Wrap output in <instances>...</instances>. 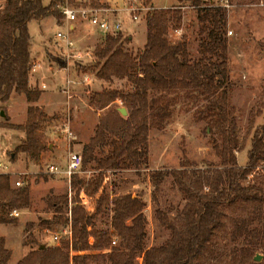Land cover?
Instances as JSON below:
<instances>
[{"label": "trees", "instance_id": "trees-1", "mask_svg": "<svg viewBox=\"0 0 264 264\" xmlns=\"http://www.w3.org/2000/svg\"><path fill=\"white\" fill-rule=\"evenodd\" d=\"M59 1L51 0L46 5L44 0H7L0 11V119L4 121L0 126L23 132L13 160L19 153L39 156L46 151L48 143L39 131L59 117L49 115L44 106L37 104L42 90L30 84L36 58L32 54L33 38L29 28L30 21L41 22L48 17L62 23L63 15L57 7ZM141 2L150 8L146 13L147 40L138 53L129 49L130 36L108 33L94 49V58L84 66L81 64L83 71L89 68L109 86L94 93L90 101L101 113L94 135L83 145L82 169L95 163V172L89 179L77 173L72 176L77 194L71 216L66 215V211L65 216L59 217L60 223L70 226L71 236L55 246L38 244L17 264H90L92 259L98 260L99 255L105 256L107 264H136L139 255L143 256V264H196L223 224L225 203L264 201V181L255 177L247 180L254 168L264 161V109L255 113L263 117L261 124L255 126V117L249 121L247 135L252 133V136L245 165H239L236 154L245 149L246 143L239 142L234 108L229 104L227 9L207 0H179L195 8L198 23L206 33L200 43L199 56L194 57L185 38L177 41L169 38L170 26L179 27L183 21L181 6L155 8L152 0ZM83 4L100 6L99 0ZM116 79L125 80L126 84L114 88ZM13 94L24 95L28 102L23 124L8 123L5 104ZM180 96L200 97L206 101L198 118L210 119L205 131H216L220 136L221 142L214 147L221 168L189 172L185 167L190 161L185 158L181 161L182 168L151 172L153 200L158 206L156 215L161 224L171 230V238L163 245L147 248L144 201L132 194L110 198L104 183L109 170L149 168L150 130L168 125ZM117 99L123 101L127 116L113 104ZM1 111L5 116H1ZM99 150L103 153L100 157ZM168 177L173 178V184L187 199L180 227L169 218L171 208L160 207V193ZM81 189L90 197L101 191L100 206L92 214L78 202ZM48 203L55 211H62L63 205L68 209V195L50 196ZM31 205L30 186L14 187L10 174L0 172V224H16L17 216L11 213ZM107 209L113 212L110 225L122 239L118 247L111 246V232L97 227L94 220L96 213ZM109 246L111 250L104 252ZM11 256L5 238L0 236V264H8Z\"/></svg>", "mask_w": 264, "mask_h": 264}, {"label": "rangeland", "instance_id": "rangeland-1", "mask_svg": "<svg viewBox=\"0 0 264 264\" xmlns=\"http://www.w3.org/2000/svg\"><path fill=\"white\" fill-rule=\"evenodd\" d=\"M6 2L7 0H0V11L3 10ZM138 2L142 3L141 0ZM207 2L226 8L228 13L229 104L234 108L235 129L239 142L240 144L246 143L245 149L236 152L239 165H245L247 151L251 147L252 133L249 137L247 135L250 129L249 121L255 117V126L263 122V117L255 113L258 109H264V0H207ZM99 4V7L107 5L100 0ZM224 4H228V7ZM151 5L155 8L181 6L183 21L179 27L170 26L169 38L172 41L185 38L192 56H199L200 43L206 37V33L202 32L201 25L198 23L195 8L190 3H181L179 0H152ZM149 8L150 6H146L138 12V21L132 18L130 12L127 11L124 14L126 22L136 32L134 40L136 44L129 46V49L136 54L141 49L137 45L145 39L146 29L143 22L146 21ZM178 29H181V34H177ZM38 30L36 22H32L30 25L32 35L37 36ZM50 31L53 35L57 33L58 28L54 26ZM121 33L124 36L127 34L124 31ZM55 42L54 38L50 40L48 58L57 59L59 55ZM64 65L67 67L64 70L70 72L72 77L70 84L74 87L71 90L72 98L69 97V93H62L61 86L58 85L56 90L66 102L76 98L79 101L78 106L69 110L70 105L67 104V107H60L54 111L48 110L49 115L55 114L59 117L39 131L48 143L46 151L52 147L54 142H57L60 146L57 145L58 153L40 154L39 156L19 153L16 160H13L14 151L23 139V132L0 126V151L4 152L6 165L10 162L7 170L10 171L13 186L29 185L32 200L30 208L19 210L20 215L17 216L16 224H0V236L5 238L7 246L12 250V260L24 250L27 254L30 250L37 248L38 244L47 246L60 244L61 241L54 242L55 234L60 235V240L71 236L70 226L60 223L59 217L65 216L66 211V215L71 216V206L77 194L76 189H73L72 177L68 178L64 173H51L47 166L54 163L59 170H64L70 151L79 152L82 155L83 145L94 135L99 119L98 113H101L93 105H90L94 108L93 110L87 108V103H91L94 93L102 91L109 84L97 78L89 68L83 71L82 65L73 63ZM66 74V72L56 73L57 83L66 82ZM85 75L90 76L88 83L84 79ZM46 82L53 84L51 79H47ZM125 84V80L116 79L113 87H123ZM45 90L49 92L48 89ZM23 102L26 107L22 104ZM113 104L118 108L125 107L117 102ZM205 104L206 101L200 97L180 96L168 125L163 129L152 128L150 130L149 168L131 167L108 171L104 185L106 194L110 198L132 194L144 201V213L147 219L145 240L147 248L163 245L171 238V230L163 226L156 215L158 206L153 200L151 172L162 168H182L181 161L185 158L190 161V164L185 167L189 172L221 168L220 157L214 147L215 143L221 142L220 136L216 131L212 133L209 130L205 131L210 119L198 118ZM27 105L28 102L24 95H20V98L12 97L11 103L5 104L8 123L23 124L27 118ZM0 122H4L3 119H0ZM66 125L73 132V138L68 137L65 131ZM102 154L100 150L97 153L99 157ZM263 163L264 161L260 162L254 168L248 181L254 177L264 181ZM94 168L95 163H91L85 169L81 168L77 175L89 179L95 172ZM17 180L22 182L20 186L15 184ZM83 192L87 194L84 189H81L77 196L78 202L88 213L92 214L100 206L101 191L93 197L87 194L89 205L83 204L81 200ZM59 195H68V209L66 205H63L62 211H55L56 209L49 205L48 197ZM160 200V207L162 209L171 208L169 218L175 226L180 227L187 199L185 193L173 184L172 177H168L164 183ZM222 210L223 224L206 245L196 264H264V201L239 200L234 203H225ZM112 215L113 212L107 209L105 212L96 213L94 220L97 227L111 232V246L118 247L122 244V239L114 233L110 225ZM114 238L117 240L116 244L112 242ZM110 250L109 246L104 252ZM92 253L96 254L99 251H92ZM258 254L261 255V260L255 259ZM90 264H107V262L104 255H99L98 260L92 259ZM136 264H143V256L137 257Z\"/></svg>", "mask_w": 264, "mask_h": 264}, {"label": "crops", "instance_id": "crops-1", "mask_svg": "<svg viewBox=\"0 0 264 264\" xmlns=\"http://www.w3.org/2000/svg\"><path fill=\"white\" fill-rule=\"evenodd\" d=\"M78 1L81 3L86 2V0H78ZM100 1H102V3H107V5L101 6L102 8L105 9L102 13V16L107 17L108 19L112 21L119 20L121 22L120 32L122 31L126 32L127 33L126 35L130 36V38L132 39L131 44L133 43L136 44L134 41L136 32L134 31V29L131 28V26L128 25V23L125 20V15H124L125 12L127 11L129 12L128 10L129 0H100ZM50 2L51 0H44V3L46 5L49 4ZM32 22H36V26L39 27L37 36L32 35L31 33L32 38H33L32 54L36 59H35V66L30 76V84L32 86H37L42 89V95L39 101L37 102V104L40 106H44L46 111L48 110L54 111L60 107H67V104H68L70 105L69 110H71V108L78 106L79 101L75 98V99H72L71 101L66 102V100L62 98L61 94L56 90V87L59 85L61 86V90L63 91L62 93H66L68 81H72L71 73L67 72V70L66 71L64 70L67 68L64 65V64H67L65 57H64V53H65L64 52L65 49L63 48L64 41L57 38L56 33L52 35L50 30L53 29L54 26L58 28V31L69 30L71 39L74 41L76 47L82 51H86V50L94 51L95 47L103 40L106 34H104L103 31H101L98 27H96L95 25H93L92 23L88 21L80 20V21L74 22V24H71L70 28H68L67 24L65 23L63 24V22L59 23L55 17H48L42 20L41 22L36 21V20L30 21L29 28ZM143 23H144V28L146 29L145 39L141 44L137 45V47L139 48H142L145 45L146 40H147L146 21ZM52 38L55 39L56 41L55 43L57 44L58 51H59V55L57 59H54L53 57L52 58L47 57V54L50 52V40ZM89 61H90L89 58H84L83 61L79 59H72L70 61V64L73 63L76 65H81ZM60 72L67 73L66 74L67 76L65 78L66 82L57 83V78H55V74L56 73L59 74ZM47 79L53 80V84L52 85L48 84L46 82ZM43 85H45V87H43ZM73 88L74 87L70 85V89H69L70 98H72L71 90ZM45 89H48L49 92L47 93ZM46 93L48 95L47 97L45 96ZM14 96H18V98H20V95L18 94H13L12 97ZM8 102L11 103V99ZM22 104L26 107V104L24 102ZM87 108H91L92 110L94 109L93 107L90 106L89 103H87ZM90 116L91 115L89 114V118ZM87 120L85 121L87 122ZM57 145L58 143L54 142L52 147H50V149L46 151L45 153L43 152L42 155H45L48 153L49 154L58 153L60 146L58 145L59 146L58 147ZM3 154L4 152L0 151V162L6 164ZM51 164H54V163H51ZM9 165H10V162L9 163L7 162L6 168L0 167V172H3V173L9 172L10 174V171L7 170L9 168ZM6 247L9 248L7 244H6ZM25 254L26 252L24 250L15 259L13 260L10 259L9 261L10 264H17L18 261L25 256Z\"/></svg>", "mask_w": 264, "mask_h": 264}, {"label": "built area", "instance_id": "built-area-1", "mask_svg": "<svg viewBox=\"0 0 264 264\" xmlns=\"http://www.w3.org/2000/svg\"><path fill=\"white\" fill-rule=\"evenodd\" d=\"M224 6L228 7V4H224ZM58 9L60 10L61 14L63 15V24H67L68 28H70L71 24L77 21H88L98 27L104 34H116L121 31V22L119 20L112 21L107 17H103L102 13L105 10L102 7H93L89 5H84L83 3L79 2L78 0H60L57 4ZM144 6L139 4L138 0H131L129 2L128 10L132 15L134 20L139 19V13ZM231 33V32H230ZM177 34H181V29H178ZM57 38L64 41L63 48L65 49L64 57L67 62V65L70 64L72 59H79L81 61L84 58H89L90 61L94 58L93 51L86 50L82 51L78 49L74 43V41L70 37L69 30H60L56 33ZM85 81L89 82L90 76H84ZM72 81H68V86L66 88V92L69 93L70 84ZM45 87V85H43ZM117 103L120 105L123 104L121 99L116 100ZM67 126V125H66ZM65 131L68 133L69 138H73L74 134L67 126ZM83 157L79 152H69V159L67 166L64 170H59V167L56 164H49L47 169L51 173H64L67 175L68 178H71L75 173H77L82 168ZM264 166V163H263ZM0 167L6 168V164L0 162ZM9 173V172H5ZM17 186H20L22 182L20 180L15 181ZM81 200L83 204L89 205V196L84 192L81 194ZM11 215L19 216L20 211L14 210ZM70 233V231H69ZM54 242L60 241V235L55 234L53 236ZM113 244L117 243L116 238L112 240Z\"/></svg>", "mask_w": 264, "mask_h": 264}, {"label": "water", "instance_id": "water-1", "mask_svg": "<svg viewBox=\"0 0 264 264\" xmlns=\"http://www.w3.org/2000/svg\"><path fill=\"white\" fill-rule=\"evenodd\" d=\"M118 110L120 111V113H121L123 116L127 115V113H128L126 107H119ZM1 116H5L4 111H1ZM255 259H256V260H261V255L258 254V255L255 257Z\"/></svg>", "mask_w": 264, "mask_h": 264}]
</instances>
